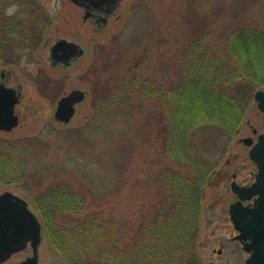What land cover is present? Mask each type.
Listing matches in <instances>:
<instances>
[{
    "label": "rangeland",
    "instance_id": "1",
    "mask_svg": "<svg viewBox=\"0 0 264 264\" xmlns=\"http://www.w3.org/2000/svg\"><path fill=\"white\" fill-rule=\"evenodd\" d=\"M20 2L26 3L27 15L49 24L40 46L24 52L19 64L4 65L0 60V70L5 67L13 81L22 82L24 93L18 105L20 122L10 131L0 130V143L11 140L27 148L29 172L44 178L41 185L28 178V188L42 190L55 178H65L88 193L84 213L139 220L159 196V173L168 167L186 170L166 154L158 138L164 119L159 101L124 93L108 103V94L121 90L133 72L146 77L158 68L154 76L162 81L174 78L179 55L203 31L219 44L242 25L264 30V0H122L103 28L84 20V10L72 0H0V12L13 15ZM12 5L17 8L9 14ZM58 37L79 42L88 49L87 55L71 67L52 66L48 56ZM77 88L87 96L76 105L75 116L68 123L57 120L58 101ZM262 132L264 112L253 99L238 134L220 154L222 159L204 187L198 241L204 264H245L249 256L230 215V205L238 200L232 183L256 181L258 165L250 156L253 145L245 139L256 143ZM208 141L204 150L224 148L218 138ZM208 158L217 160L213 154ZM25 183L2 184L0 192L11 190L29 201ZM32 254L28 246L9 261L19 262ZM39 257L38 264H65L49 245L44 226Z\"/></svg>",
    "mask_w": 264,
    "mask_h": 264
},
{
    "label": "trees",
    "instance_id": "2",
    "mask_svg": "<svg viewBox=\"0 0 264 264\" xmlns=\"http://www.w3.org/2000/svg\"><path fill=\"white\" fill-rule=\"evenodd\" d=\"M36 17L24 8L10 16L0 13L5 62L40 46L49 22ZM220 42L214 44L203 31L179 55L174 78L162 81L154 76L158 68L146 77L133 72L121 90L107 96L108 103L124 93L159 101L164 119L158 138L166 154L186 170L168 167L159 173V196L139 220L84 213L88 193L65 178H55L42 190L28 188V178L38 179V185L44 178L29 172L27 148L11 140L0 143V185L26 181L29 203L65 264H204L198 253L204 187L238 134L255 92L264 87V30L242 25ZM213 137L224 148L204 150Z\"/></svg>",
    "mask_w": 264,
    "mask_h": 264
},
{
    "label": "water",
    "instance_id": "3",
    "mask_svg": "<svg viewBox=\"0 0 264 264\" xmlns=\"http://www.w3.org/2000/svg\"><path fill=\"white\" fill-rule=\"evenodd\" d=\"M72 1L80 4L77 0ZM59 47L73 52L77 57L86 52L78 42L65 38L60 39L53 50ZM11 90L6 89L5 93H0V129L3 130H12L19 124V118L14 113L16 99L12 98L14 93L10 95ZM86 96V91L80 88L62 96L55 113L57 120L70 122L76 114V105ZM254 97L264 112V89L257 90ZM245 142L253 144L252 138H246ZM250 156L258 165L256 181L248 186L236 181L232 183L239 200L231 204L230 214L236 228L245 238L250 239L246 248L252 250V254L247 264H264V132L259 134L258 141L253 144ZM253 197L255 204L245 206L243 201ZM42 240L43 224L31 209L29 201L11 190L0 192V264H38ZM29 243L33 247V255L20 262H8L14 253L26 249Z\"/></svg>",
    "mask_w": 264,
    "mask_h": 264
},
{
    "label": "flooded vegetation",
    "instance_id": "4",
    "mask_svg": "<svg viewBox=\"0 0 264 264\" xmlns=\"http://www.w3.org/2000/svg\"><path fill=\"white\" fill-rule=\"evenodd\" d=\"M77 1L80 4H77V3L76 4L84 10V13H83L84 20H86V21L89 19L93 20V22L95 23L97 28H103V26L108 25L111 16L116 13V9L118 8V6L122 2V0H77ZM19 4H20V9L18 11H20L26 5V3H22V2H20ZM24 11H26V10H24ZM0 13H3V12H0ZM86 14L88 15L87 19H85ZM3 33H4V31H0V37H3L2 36ZM64 38L71 40V39L66 38V37H58L56 39V42L50 47V55L48 56V59L50 61V64L54 67H57V66L71 67L80 58L87 55V53H88V49L85 46H83L82 44H80L79 42L78 43L83 48L86 49V52H85V54L78 56V57L73 52H71L65 48H62V47H59V48H56L55 50H53L54 45L60 39H64ZM72 41H75V40H72ZM5 42L6 41L1 40L0 46H3V44H5ZM75 42H77V41H75ZM23 54H24V52L21 51L19 53L18 57H16V59H13L14 62L7 63V62H5L6 61L5 57L2 55V53H0V60L4 63V65H10V64L17 65L21 62ZM15 80L13 81L11 79V77L8 73V70L5 67H3L0 70V93H5L6 89H12L10 91V95H12V93H14L12 98L16 99L15 105H14V113L18 116L19 122H20V114L18 112V105L22 102L23 97H24V93L22 91V82H20L17 79H15ZM57 106H58V104H57ZM0 130H3V129H0ZM254 204H255L254 199L249 200V202L247 204H245V202H244L245 206H253ZM234 226H235V224H234ZM235 228H236V226H235ZM236 230H237V228H236ZM237 237L244 244V248L247 250V252H249V256L245 262V264H247L248 259L251 257V254H252V250L250 251L249 249L246 248L250 244V239L245 238L242 235L241 231H238ZM29 246H31V245H29ZM31 248H32V246H31Z\"/></svg>",
    "mask_w": 264,
    "mask_h": 264
},
{
    "label": "clouds",
    "instance_id": "5",
    "mask_svg": "<svg viewBox=\"0 0 264 264\" xmlns=\"http://www.w3.org/2000/svg\"><path fill=\"white\" fill-rule=\"evenodd\" d=\"M16 8H17V6L16 5H12L11 7H9L8 8V12H9V14H11V13H13V12H15L16 11Z\"/></svg>",
    "mask_w": 264,
    "mask_h": 264
}]
</instances>
